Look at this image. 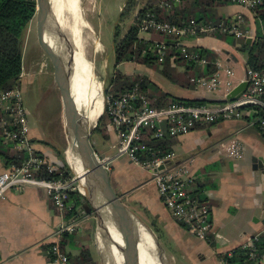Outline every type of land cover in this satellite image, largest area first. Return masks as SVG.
<instances>
[{"label":"crops","instance_id":"1","mask_svg":"<svg viewBox=\"0 0 264 264\" xmlns=\"http://www.w3.org/2000/svg\"><path fill=\"white\" fill-rule=\"evenodd\" d=\"M185 7L205 12L213 22L228 21L240 15L243 19L240 28L247 36L235 38L229 35H204L181 39V44L188 49L199 47L207 50L213 61L207 60L204 65L186 61V64L180 66L173 63L171 79L162 75L159 69H156V74L147 70L145 77L162 92L174 97L223 102L236 85L245 81L246 68L249 66L245 64L246 56L243 57L240 51L242 41L246 42L249 38L246 43L249 46L257 43V35L264 36V23L257 17V11L249 10L231 0L217 2L205 8L195 7L194 0H188ZM185 7L182 9L184 12ZM216 61L221 64L220 69L215 66ZM212 67L214 70L210 74L208 70ZM226 68L232 74H228ZM216 72L221 86L213 92L195 87L190 80L186 86H181L175 77L180 75L190 79L201 75L211 76ZM27 77L21 81L23 89V85L30 83ZM36 128L30 124L29 135L35 151L55 169L62 167L64 161L58 158L59 152H63L62 146L57 144L58 140L53 132L49 134L43 127L39 130ZM99 135L102 140L95 138L92 141L95 152L100 157L112 156L116 144L112 127L106 126ZM233 139L241 141L244 150L236 163L229 164L225 161L229 158L223 154L221 156L218 149L219 145H226ZM106 140H112L114 144L107 146ZM169 141V151L175 155V163L185 164L190 171L193 179L191 193L197 187L201 189V201L210 210L212 232L208 241L197 239L174 221L159 198L150 173L127 158L118 157L110 162L111 186L120 197L125 198L124 204L130 210L135 212L132 208L135 207L141 211L144 218L139 217L153 229L168 257L173 258V264H219L222 256L242 247L249 238L258 237L264 232V172L253 167L255 161L259 160L264 169V136L256 129L253 119L242 115L213 124H199L187 134ZM54 143L56 148H50V144ZM9 145L3 143L0 137V148H7ZM7 168L8 165L0 155V172ZM84 212L67 219L54 206L49 194L36 186L8 190L5 198L0 199V264H56L48 255V249L56 242L74 263L85 247L93 264H104L96 233L86 231L88 227L84 226L89 220L87 213L83 215ZM68 225L74 226L75 230L59 232ZM93 248L96 249L95 253ZM174 252L178 254L177 260Z\"/></svg>","mask_w":264,"mask_h":264},{"label":"built area","instance_id":"2","mask_svg":"<svg viewBox=\"0 0 264 264\" xmlns=\"http://www.w3.org/2000/svg\"><path fill=\"white\" fill-rule=\"evenodd\" d=\"M249 10H255L264 0H231ZM179 0L161 3L171 8ZM242 17L236 15L228 21H196L190 19L182 24H175L157 19L147 14L140 25V36L148 42L146 51L162 62L171 49L170 44L163 40L150 39L151 32L185 39L204 35L223 34L235 38L246 37L247 33L240 28ZM144 35V37H143ZM149 36V37H148ZM180 51L186 62L204 65L208 61L200 57L197 51L188 49L181 42L174 47ZM217 69L221 68L218 61ZM228 74L232 71L226 68ZM23 76L21 73L20 78ZM195 87L207 92L216 91L221 86L218 72L211 76L191 77ZM245 90L234 100L223 102H206L201 104H185L173 102L162 108L152 107L139 86L134 85L120 95H106L104 113L109 119L115 137V152L112 156H98L99 162L110 164L114 158L125 157L134 165L151 175L156 192L169 211L171 217L185 230L200 240H209L212 224L209 219L208 206L198 197L193 196L190 185L193 182L189 169L185 164L175 163L172 151L162 150L150 143L151 140H169L193 130L197 125L213 124L223 120H231L247 115L254 120L258 132L264 136V70L246 68ZM30 120L22 88L15 86L0 92V137L16 151L23 152L25 158L20 165H12L0 172V199L5 198L8 190L20 189L28 185L44 189L50 196L54 206L60 213L69 211L73 205L69 201V193L78 191L77 177H61L57 180H46L35 176L41 166L49 172L56 169L50 163L36 155L29 135ZM219 153L229 159H240L244 146L238 139L226 145H219ZM162 167L161 169H159ZM74 226L62 227L59 232H73ZM257 237L249 238L242 248L247 249L246 261L249 264H264V253L254 244ZM234 251L220 258L219 264H241L234 258ZM48 255L56 264H75L59 243H53ZM247 263V262H245Z\"/></svg>","mask_w":264,"mask_h":264},{"label":"trees","instance_id":"3","mask_svg":"<svg viewBox=\"0 0 264 264\" xmlns=\"http://www.w3.org/2000/svg\"><path fill=\"white\" fill-rule=\"evenodd\" d=\"M167 1L169 2L170 0H126L125 9L120 15L122 18L130 14V12L137 6L139 2H144V4L138 10L134 24L129 28L124 37H119L120 32L118 30L114 35V70L116 76L110 82V87L112 90L106 93V95H120L125 90L133 86L134 83L138 82L141 93L145 94L150 105L155 108H162L173 102L185 104H201L207 102L205 99H184L171 96L168 93L162 92L155 83L151 82L144 76L138 75L136 78H127L122 76L121 72L116 67L123 61H132L137 64L146 65L153 69H159L162 75L171 79L173 78V71L170 69L171 64L174 63L175 65L179 66L183 65V63L186 64L185 60L180 57V53L176 48H174L177 43L182 41V38L164 37L159 33L151 32L150 39L163 40L172 45L171 49L167 50V55L164 60L159 62L155 56L146 51L148 42L144 41V38H140L138 36L140 25L147 14H153L159 20L168 21L175 24H182L189 21L190 19H194L196 21H212L209 19L210 16H208V14L205 12L196 11L195 8L190 9L185 7L188 0H179V2L173 4L171 8L161 6V3ZM225 1L226 0H194V6H202L205 8L216 4L217 2ZM184 7L185 12L182 10ZM35 11V0H0V92L6 91L15 86L21 88L19 76L23 67L24 34L27 27L29 26L30 21L34 17ZM255 11L258 12L257 17L264 23V2L258 5ZM214 35L216 37H223V34ZM257 36V39L259 38V40L252 46H249L245 41H242L240 51L245 52L246 54L245 64L247 66L258 70H264V36ZM190 49L197 51L200 57L205 58L209 62L213 61L212 55L207 50L199 47ZM209 69L210 71L208 70V73L211 74L214 70V67ZM175 77L181 86H186V84L189 83L188 78L180 79L176 75ZM98 125L100 126L101 123ZM99 132L101 133L102 131ZM150 143L156 146L160 145L162 150H170L169 140H151ZM9 148L13 151H11ZM0 155L3 157L8 167L12 165H20L25 158V154L23 152L14 150L11 145H9L7 148H0ZM36 155L43 158L38 152H36ZM45 162L47 161L45 160ZM34 174L36 177L46 180H57L61 177L65 178L72 176V173L65 163H63L62 167L52 172H49L45 166H41L40 169ZM192 193L193 196L203 200L201 196V189L198 187ZM69 201L72 203L73 207L69 211L64 212V216L67 219L79 215L80 212L86 211V202L77 190L71 191L69 193ZM254 244L259 248V252L264 253V232L256 238ZM233 251L234 258L238 262H241V264H249L248 261H246L245 256L247 249L239 247L235 248ZM71 261L73 262V260ZM75 264H93L90 260V255L87 248L83 247L81 249V255L75 259Z\"/></svg>","mask_w":264,"mask_h":264},{"label":"rangeland","instance_id":"4","mask_svg":"<svg viewBox=\"0 0 264 264\" xmlns=\"http://www.w3.org/2000/svg\"><path fill=\"white\" fill-rule=\"evenodd\" d=\"M80 2L85 19L94 29L96 35L98 36V42L103 47V52L99 53L95 58L96 73L100 78V86L102 84L103 108L101 117L98 121V124L101 123V125L99 126L97 124L95 131L90 136V141L92 143L93 139L101 138L99 135V131L103 132L104 127L109 125V119L106 114H104V98L106 97V93L112 90L110 87V82L116 76L114 70V35L118 30L120 32L119 37H124L129 28L134 24L137 12L143 6L144 2H139L137 6L130 12V14H128L124 18H122L120 15L121 12L125 9L126 0H80ZM53 11L54 9L51 3L52 15L54 14ZM138 36L141 38L140 32ZM163 36L174 37L168 35ZM186 38L193 37L187 36ZM178 52L180 53V51ZM241 53L243 54V57L246 56L244 52ZM179 55L183 59L181 54ZM116 67L121 72V75L127 78H136L138 77V75L145 77V75L148 74V71L155 74L157 73L156 69L151 70V67L143 64H137L132 61H123ZM170 69L172 70L173 68L171 67ZM21 73H23V76L21 78L19 76L20 81H22L26 76H28L30 79L29 84L23 85L24 89L21 86L23 91V99L29 115L30 124L37 127L36 129L38 130L39 128L43 127V130L49 134L53 132V135L58 140L57 144L61 145L63 150V152H59L58 158L59 160L64 161L70 172L74 175V172L64 160V151L69 150L71 142L69 141L70 135L66 129V118L63 100L60 94V89L54 79L53 65L37 42L35 16L30 21L29 26L27 27L24 34L23 67ZM179 78L184 79L186 77H182L179 75ZM134 85L138 86V82L134 83ZM75 104L77 106V101L75 102ZM113 144L114 142L112 140H106L107 146H112ZM54 147L56 148L55 143L50 144V148ZM225 161L229 164L237 162L236 160L229 159ZM105 166L108 168V172L110 173V165L105 164ZM115 194L119 198V201L124 203L125 198L123 196L120 197V194ZM85 205L89 220L84 226L88 227L86 228V231L92 230V232L96 233L94 215L93 213H91L87 204ZM132 208L136 210L134 213H137L136 215L138 217L140 216L142 219L144 218V215H142L141 211L138 208ZM86 213L84 212L83 215H86ZM145 224L153 231V229L147 223ZM93 251L95 253L96 249L93 248ZM173 254L177 260L178 254L176 252H174ZM164 256L170 264H173V258H171L170 256L168 257L165 252Z\"/></svg>","mask_w":264,"mask_h":264},{"label":"water","instance_id":"5","mask_svg":"<svg viewBox=\"0 0 264 264\" xmlns=\"http://www.w3.org/2000/svg\"><path fill=\"white\" fill-rule=\"evenodd\" d=\"M35 2L36 11L34 16L37 42L53 65L54 79L60 89L63 100L66 129L70 135L69 141L76 151L83 172L84 182L82 187L80 186L79 180H77L78 192L94 215L97 244L103 263H139L137 244L142 234L139 223H143L156 246V258L160 264H170L164 257L165 250L161 247L153 231L140 217L124 203L120 202L116 196V192L110 183L109 172L99 162L98 155L90 141V136L95 131L102 113L98 115L92 125L86 124L83 121L71 90V65H69L64 55L59 53L56 48L58 35L52 18L50 0H35ZM248 42L249 38L246 39V43ZM246 86V81L240 82L227 94L225 100L231 101L236 99L245 90ZM64 160L67 163L65 157ZM253 167L255 169L260 168L264 172L263 163L259 160L255 161ZM107 205L111 206L114 211L116 221L119 225L118 229L116 227L118 232L114 229L115 225L107 217ZM113 230L119 235L121 243H118L113 238L111 234ZM116 252L121 256V260L115 259Z\"/></svg>","mask_w":264,"mask_h":264},{"label":"bare ground","instance_id":"6","mask_svg":"<svg viewBox=\"0 0 264 264\" xmlns=\"http://www.w3.org/2000/svg\"><path fill=\"white\" fill-rule=\"evenodd\" d=\"M51 3L54 9L52 18L58 35L56 48L71 65V90L81 117L86 124L92 125L103 108L102 84L100 86V78L95 69V58L103 52V47L98 42L94 29L84 17L80 0H50ZM64 157L82 187L83 172L72 144L69 150H65ZM106 210L109 221L115 225L113 227L117 231L119 225L113 209L107 205ZM139 224L142 234L137 244L139 261L137 264H160L149 231L143 223ZM111 234L115 241L121 243L119 235L114 230ZM115 259L121 260L117 252Z\"/></svg>","mask_w":264,"mask_h":264}]
</instances>
